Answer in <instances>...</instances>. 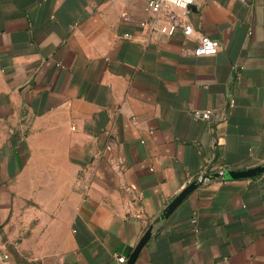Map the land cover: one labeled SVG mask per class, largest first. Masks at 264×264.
I'll return each mask as SVG.
<instances>
[{
    "label": "crops",
    "instance_id": "obj_1",
    "mask_svg": "<svg viewBox=\"0 0 264 264\" xmlns=\"http://www.w3.org/2000/svg\"><path fill=\"white\" fill-rule=\"evenodd\" d=\"M143 5L0 0V264H117L149 228L133 264H264V170L217 175L264 167V0H199L208 56Z\"/></svg>",
    "mask_w": 264,
    "mask_h": 264
},
{
    "label": "built area",
    "instance_id": "obj_2",
    "mask_svg": "<svg viewBox=\"0 0 264 264\" xmlns=\"http://www.w3.org/2000/svg\"><path fill=\"white\" fill-rule=\"evenodd\" d=\"M199 0H144L143 10L148 15V19L139 23L142 29H147L151 33L160 32L164 35L171 36L178 28H181L184 35L193 37L196 44L190 53L193 56L214 55L219 49V42L208 37L205 34L195 35L193 27L186 22V17L193 6ZM161 20V24L157 25ZM130 38L129 34L124 35ZM232 103V101L230 102ZM196 120L210 121L213 117V111L210 109H197L192 112ZM224 169L218 171V176H224ZM212 176H200L195 181L200 184ZM127 257L119 255L116 258L117 264H126ZM2 264L8 263V255L2 254Z\"/></svg>",
    "mask_w": 264,
    "mask_h": 264
},
{
    "label": "water",
    "instance_id": "obj_3",
    "mask_svg": "<svg viewBox=\"0 0 264 264\" xmlns=\"http://www.w3.org/2000/svg\"><path fill=\"white\" fill-rule=\"evenodd\" d=\"M264 170V167H254L243 171H226L224 173L225 178L234 179V178H246V177H254ZM198 184L193 181L187 187H185L174 199L167 205L165 210L163 211V217H168L175 208L194 190ZM151 235V229L149 228L144 235L141 237L139 242L133 251L129 254L126 264H133L145 244V242L149 239Z\"/></svg>",
    "mask_w": 264,
    "mask_h": 264
}]
</instances>
